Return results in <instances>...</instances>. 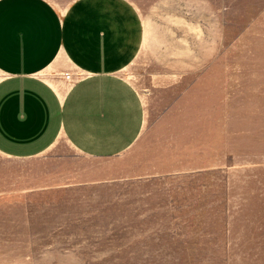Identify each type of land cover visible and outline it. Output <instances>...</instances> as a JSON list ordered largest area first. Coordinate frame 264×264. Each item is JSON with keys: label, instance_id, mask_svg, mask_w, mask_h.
I'll return each mask as SVG.
<instances>
[{"label": "rangeland", "instance_id": "obj_1", "mask_svg": "<svg viewBox=\"0 0 264 264\" xmlns=\"http://www.w3.org/2000/svg\"><path fill=\"white\" fill-rule=\"evenodd\" d=\"M133 1L173 46L162 42L158 52L140 56L121 72L146 112L130 153L164 158L172 142L179 149L192 139L198 152L189 163L210 171L202 179L208 181L201 200L208 204L206 217H190L186 209L174 212L172 225L122 226L124 186L133 201L132 191L142 185L134 201L140 203L155 202L158 190L152 182L121 177L102 191L60 187L71 181L65 172L70 166L47 160L77 154L60 137L31 161L0 156V264H264V0ZM184 24L194 34L181 33L177 26ZM212 24L219 30L217 45L197 50V38ZM180 38L193 42V65L186 68L172 64ZM55 68L40 76L54 85L64 78L65 87L78 78ZM177 72L191 73L194 80L169 81L167 74ZM194 180L199 177L183 194L172 189L177 203L200 204ZM144 195L149 201L143 202Z\"/></svg>", "mask_w": 264, "mask_h": 264}, {"label": "crops", "instance_id": "obj_2", "mask_svg": "<svg viewBox=\"0 0 264 264\" xmlns=\"http://www.w3.org/2000/svg\"><path fill=\"white\" fill-rule=\"evenodd\" d=\"M217 27L205 28L197 38V50L207 52L217 45ZM177 28L194 34L192 26ZM161 34L141 16L133 0H0V156L31 161L62 137L77 154L47 160L70 166L63 171L71 183L60 187L75 192L93 186L102 191L121 177L152 182L158 190L155 202L140 203L134 201L142 185L132 191L133 201L124 186L119 207L125 220L122 226L172 225L174 212L186 209L190 217H206L208 204L201 200L208 181L202 179L210 171L189 163L197 149L192 139L189 147L185 144L179 149L172 148L178 145L172 142L163 151L164 158L130 153L142 135L146 112L141 97L121 72L140 56L158 52L162 42V47L171 49L173 45L166 44ZM178 43L180 50L171 56L178 61L172 64L193 65L192 39L180 38ZM53 66L57 72H73L78 78L68 87L64 78L51 84L40 75ZM167 76L169 81L194 80L191 73ZM132 156L135 161H130ZM160 161L170 163L162 168ZM115 162H119L116 168ZM198 177L194 182H199L196 197L200 204L177 203L172 189L183 194ZM176 178L183 179L181 184L172 183ZM144 196L143 202L149 201V195Z\"/></svg>", "mask_w": 264, "mask_h": 264}]
</instances>
